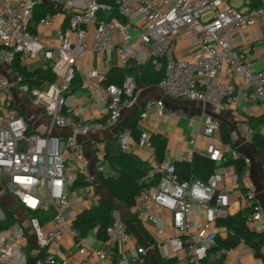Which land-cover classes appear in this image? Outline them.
I'll return each mask as SVG.
<instances>
[{
  "label": "built area",
  "instance_id": "built-area-1",
  "mask_svg": "<svg viewBox=\"0 0 264 264\" xmlns=\"http://www.w3.org/2000/svg\"><path fill=\"white\" fill-rule=\"evenodd\" d=\"M233 2L241 4L235 6ZM254 2L260 6L251 8ZM41 4L55 8V12L41 17L38 27L54 28L56 45L48 42L45 33L30 28L35 8ZM245 4L244 0H116L118 19L111 17V6L98 0H0V68H12L16 61L24 67L43 55L56 76L47 90H29L18 77L20 91L30 92L50 119V130L40 135L30 133L26 120L12 107V82L0 71V184L28 214L27 221L19 220L0 230V264H27L30 237L44 256L37 264H78L65 256L63 243L67 237L74 240L81 260L88 264L95 259H110L117 245L131 238L124 213L117 205L105 240L92 232L81 237L74 226L79 214L72 210L69 196L79 180L85 184L81 194H91L89 187L104 172L106 156L104 148L94 144L97 164L92 173L83 138L108 132L119 141L123 153L131 154L134 139L131 129L122 125L123 111H132L139 103L136 79L127 76L122 84H110L102 90L108 109L105 121L76 119L68 99L79 71L78 62L92 52L112 50L117 51L123 69L151 62L156 70H164L160 86L166 95L200 101L217 112L226 110L238 94L253 103L263 101L264 62L257 70L256 62L249 59L254 42L247 41L243 32L259 24L264 30V0ZM59 20L62 22L56 27ZM181 38L197 51L192 60L177 57ZM262 51L264 54V38ZM221 73L228 81L219 80ZM95 80L103 82V78ZM86 85L90 91H97L93 85ZM154 110L164 116V102L148 101L140 119ZM219 128L218 119L209 116L205 120L202 136L208 143L204 154L211 161L225 163L221 139L215 138ZM56 130L68 132L57 134ZM246 135L253 136L252 128ZM148 139L149 135L143 133L138 144L144 145ZM176 140L180 148L184 139L179 136ZM192 143L197 145V140ZM200 153L195 146L184 152L182 160L191 163ZM244 162L250 166L249 159ZM150 166L155 185L143 190L136 209L141 222L155 226L156 241L137 247L134 260L145 264V257L158 251L165 260L207 264L209 254L215 251L221 264H226L232 249L217 247V223L229 216L232 206L230 194L222 190L227 168L219 166L206 181H181L175 164L166 159L155 160ZM241 196L245 225L254 230L264 223V209L252 187ZM1 203L0 223H4L8 217ZM48 211L53 214L44 223L33 215ZM97 243L102 244L99 249L95 248ZM260 253L264 260V241ZM119 264L129 262L123 259Z\"/></svg>",
  "mask_w": 264,
  "mask_h": 264
},
{
  "label": "crops",
  "instance_id": "crops-1",
  "mask_svg": "<svg viewBox=\"0 0 264 264\" xmlns=\"http://www.w3.org/2000/svg\"><path fill=\"white\" fill-rule=\"evenodd\" d=\"M250 0H244L245 2ZM240 6V2H238ZM251 6V5H250ZM58 9V7L56 8ZM58 21L56 27L61 24ZM34 32L41 31L47 36L50 44L56 45L55 29H44L38 27V23H31ZM30 27V28H31ZM243 37L247 41L254 42V50L249 54V59L256 62V69L260 70L264 62V54L262 51L264 30L261 24L254 28L248 29L243 32ZM258 37V38H257ZM197 53L196 50L188 43L186 38H181L178 41L177 57L184 60H192ZM29 73L51 69L50 66L45 64L43 55L35 60H30L24 66ZM79 71L76 76L78 83H74L73 93L68 99V107L75 115L76 119L80 121H96L103 122L107 119L108 109L106 103L103 101L104 85L95 80L96 77L105 78L107 74L114 68L123 70L120 65L118 54L116 50L106 51L103 53L92 52L86 58L78 62ZM5 75L9 77V72L13 74L10 78L12 82V101L11 105L17 110L29 126V132L34 134L45 135L51 128V122L45 113L44 107L37 102L30 92L22 93L19 89V81L17 75L12 71V68H0ZM158 71V70H157ZM137 83V95L139 103L132 111H123L122 125L129 118L136 114H141L144 110L145 104L150 100H161L164 102V116H159L157 110H154L146 119L138 121V128L150 136L153 134H160L164 136L167 141L166 160L170 163L176 164L183 162L182 157L184 152L193 149L195 146L201 151L199 155L205 156L207 147V140L203 138L202 132L204 129L205 120L211 116L220 121V128L215 133V138L221 139V145L226 157V162L229 160H243L245 158L250 160V166H246L243 162V170L237 171L236 166H227L225 163H216L219 166L227 168V175L222 185V190L230 194L232 206L229 216H234L239 213H244L242 192L252 187L257 195V199L264 209V175L262 170L261 156L258 149L254 146L252 137L246 135V130L250 127L251 119L264 117V100L253 103L247 99L243 94H238L236 101L229 105L226 110L222 112L215 111L210 105L200 101H193L188 99H174L165 94L162 87L159 85H145L134 77ZM221 82L228 81L226 76L221 73L219 76ZM237 82V81H236ZM91 84L97 91H90L86 84ZM29 90V85L22 83ZM51 82L45 81L40 87H33L31 90L40 89L47 90ZM226 130L229 135V143H224L222 140V132ZM57 134L67 133V130H56ZM262 134L264 135V124L262 126ZM183 137L184 142L180 148L177 146V137ZM197 140V145L192 141ZM118 140L108 132L93 133L89 137L83 138V145L86 156L90 161V171L95 173L97 158L95 156V147L104 148L105 153L112 152L114 144L118 145ZM132 153L142 162L151 165L156 160L154 149L150 146L149 140L144 145H139L138 141L134 140ZM240 155V158L237 157ZM206 157V156H205ZM104 177H112L115 173L109 162L104 159L103 161ZM151 180V174L148 177ZM1 185V184H0ZM85 184L82 180L76 184L75 192L70 194L71 208L77 211L78 214L83 213L85 210L97 205L100 198L109 199L108 194L103 190L100 184L99 176L94 183L90 186L91 194L83 196L81 194V187ZM4 205V202H2ZM14 205L22 208V206L14 199ZM10 209L9 207H7ZM23 209V208H22ZM135 211L138 213L137 209ZM15 215V214H14ZM139 217V215H138ZM168 217V216H167ZM128 226L131 231V238L129 241L119 243L115 249V254L110 259L99 261L95 259L90 264H119L121 260H128L129 264H138L134 260L136 248L144 245L155 243V226L150 223H142L144 231L151 237L152 241L145 239L135 223L127 219ZM264 223L257 224L256 228L252 231L262 233ZM93 235L97 236L98 231L92 230ZM230 235V232L224 228H218V239L225 240ZM30 243L27 244V264H37L41 258V253L38 249L34 238H29ZM65 256L69 259L76 260L78 264H88L81 260L74 240L70 237L64 240ZM102 246L101 243L95 245L96 249ZM157 252H150L147 256L151 262H154ZM160 255V254H159ZM146 258V257H145ZM215 256V251L209 254L207 264H221ZM226 264H264L262 257H258L253 252L252 248L246 243H241L237 248L232 249L231 255L225 258ZM177 264H185L183 261H178Z\"/></svg>",
  "mask_w": 264,
  "mask_h": 264
},
{
  "label": "trees",
  "instance_id": "trees-1",
  "mask_svg": "<svg viewBox=\"0 0 264 264\" xmlns=\"http://www.w3.org/2000/svg\"><path fill=\"white\" fill-rule=\"evenodd\" d=\"M98 1L101 4L111 6L113 9L111 17L120 19L118 9L116 8V0ZM259 6L260 4L258 2H254L250 7L256 8ZM49 12H55V8L46 4L36 6L33 24L38 23L41 17ZM31 30L34 31V28L31 27ZM12 71L22 80V83L29 85L30 90L33 89V87H40L45 81L52 83L56 79L52 69L37 71L32 74L29 73L25 67H22L18 61L14 62L12 65ZM127 76L136 77L145 85H159L164 79V70L157 71L151 62L143 67H138L132 64L123 70L114 68L103 79L102 84L104 86H108L110 84H122ZM74 83H78L77 78H75ZM64 113L68 114L67 111H64ZM140 116V113L136 114L123 124L124 128L131 129L132 136L135 141H139L141 135L143 134V132L138 128ZM263 124L264 117L251 119L250 121V127L253 130L252 141L260 153L264 175V135L261 132ZM148 140L150 146L154 149L156 160H165L168 145L167 139L160 134H153ZM222 140L224 143H229V135L226 130H223L222 132ZM117 142L118 145L114 144L113 151L107 152L105 156V159L109 162L115 174L112 177H104L102 174H98L101 187L108 194L109 199L100 198L97 205L79 214L74 226L79 231L81 237L86 236L92 230H97V237L101 240H105L106 229L111 224L112 210L115 205H117L122 209L125 219L127 217L130 222L135 223L136 227L145 239L152 241L151 237L146 233V231H144L142 223L138 217V213L135 211L143 190L149 186L155 185V178L152 182H150V184L146 183L152 172L151 166L148 163L142 162L133 154L123 153L119 141ZM242 161H244V159ZM242 161L237 159L229 160L226 162V165L236 166L237 171H242ZM175 168L181 181H191L193 179L206 181L217 169V164L205 156L196 155L191 163L184 161L178 162L175 164ZM1 204L7 213L8 219L4 223H0V230L5 229L19 221L6 205L3 203ZM52 214V211H48L39 212L33 215L39 217L44 223L47 219L52 217ZM217 226L218 228L224 227L230 232L227 239L217 240L218 248L227 250L234 249L237 248L242 241H244L254 250L256 256L261 257L260 249L264 241V235L262 233L254 232L246 227L243 213L221 219L218 221ZM43 257L44 256L42 255L41 258ZM177 263L178 261L176 259L165 260L161 258L158 252L154 262H151L148 257L145 258V264Z\"/></svg>",
  "mask_w": 264,
  "mask_h": 264
},
{
  "label": "rangeland",
  "instance_id": "rangeland-1",
  "mask_svg": "<svg viewBox=\"0 0 264 264\" xmlns=\"http://www.w3.org/2000/svg\"><path fill=\"white\" fill-rule=\"evenodd\" d=\"M233 5L238 6L239 3L233 2ZM9 77L13 78L14 76L12 73L9 72ZM41 195L43 196L44 199L47 198V195L45 192L42 191ZM0 201L7 204L6 206L10 208V210L15 214L18 220L23 221V222L27 221L28 214L22 208L14 205V198L5 191L2 185H0Z\"/></svg>",
  "mask_w": 264,
  "mask_h": 264
}]
</instances>
